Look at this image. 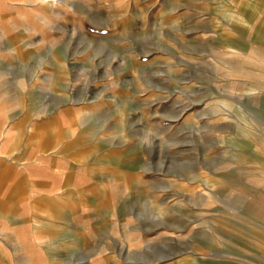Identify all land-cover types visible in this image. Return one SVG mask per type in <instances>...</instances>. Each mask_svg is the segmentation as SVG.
Instances as JSON below:
<instances>
[{
  "label": "rangeland",
  "instance_id": "obj_1",
  "mask_svg": "<svg viewBox=\"0 0 264 264\" xmlns=\"http://www.w3.org/2000/svg\"><path fill=\"white\" fill-rule=\"evenodd\" d=\"M263 28L264 0H0V264H259Z\"/></svg>",
  "mask_w": 264,
  "mask_h": 264
},
{
  "label": "crops",
  "instance_id": "obj_2",
  "mask_svg": "<svg viewBox=\"0 0 264 264\" xmlns=\"http://www.w3.org/2000/svg\"><path fill=\"white\" fill-rule=\"evenodd\" d=\"M246 206L248 209L245 217L255 225L249 229L254 238L251 243L255 244L256 249H258L257 256L262 260L259 264H264V185L258 192L248 197ZM252 246L254 245L250 247Z\"/></svg>",
  "mask_w": 264,
  "mask_h": 264
},
{
  "label": "bare ground",
  "instance_id": "obj_3",
  "mask_svg": "<svg viewBox=\"0 0 264 264\" xmlns=\"http://www.w3.org/2000/svg\"><path fill=\"white\" fill-rule=\"evenodd\" d=\"M254 17V16H253ZM256 26V25H255ZM244 28V27H243ZM247 29V28H246ZM264 29V28H263ZM252 95V94H251ZM64 131H68V129H66V130H64ZM263 141V140H262ZM260 147H261V149L264 151V141L263 142H261L260 143ZM260 161V160H259ZM258 162V161H257ZM120 188H121V190L125 193H127V191H126V189H127V187H125V186H123V185H121L120 186Z\"/></svg>",
  "mask_w": 264,
  "mask_h": 264
}]
</instances>
